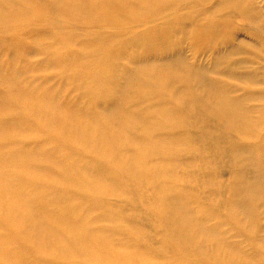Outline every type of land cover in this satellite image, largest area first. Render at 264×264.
Segmentation results:
<instances>
[{"label": "bare ground", "instance_id": "bare-ground-1", "mask_svg": "<svg viewBox=\"0 0 264 264\" xmlns=\"http://www.w3.org/2000/svg\"><path fill=\"white\" fill-rule=\"evenodd\" d=\"M252 2L0 0V264H264Z\"/></svg>", "mask_w": 264, "mask_h": 264}, {"label": "rangeland", "instance_id": "rangeland-1", "mask_svg": "<svg viewBox=\"0 0 264 264\" xmlns=\"http://www.w3.org/2000/svg\"><path fill=\"white\" fill-rule=\"evenodd\" d=\"M251 4L254 6V8H257V9L260 10L259 15L253 14L254 20L256 21L255 18L258 19L262 15H264V0H253V2ZM252 24H253V21L249 17L248 18H243V19H237L232 24L234 26L231 28V30L229 32H230L231 35H232L233 32L238 33L239 34V37H238L239 40H245L247 42H251V40H250L251 37H250V31L249 30H253L254 29ZM205 57L203 59H201L202 62H204L203 64H205L207 62ZM229 174H230V172L225 170V169L223 171H221V176H223L222 179L227 180ZM135 209H136L138 214H141V221H140L141 227L145 230V232L149 236H151V234H152L151 226L152 225H151V222H150V218H148L146 220L147 215L144 213V210H143L144 208L141 205L135 206ZM239 241H241V240H239ZM203 243H204V246L207 245L209 247L208 244H210L211 241H209V243L208 242H203ZM152 244L154 246H158L159 243H158V241L154 240V241H152ZM152 250H155V249H152ZM18 262L22 263L23 259L22 258H18Z\"/></svg>", "mask_w": 264, "mask_h": 264}]
</instances>
